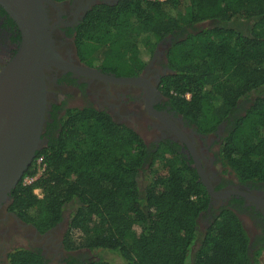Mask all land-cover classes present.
<instances>
[{"label": "trees", "instance_id": "1", "mask_svg": "<svg viewBox=\"0 0 264 264\" xmlns=\"http://www.w3.org/2000/svg\"><path fill=\"white\" fill-rule=\"evenodd\" d=\"M233 21L252 28L235 31ZM205 22L222 25L197 29ZM72 33L82 62L118 76L138 74L173 36L166 52L172 74L161 82L172 107L202 132L228 121L220 161L241 182H264V0H119L93 7ZM58 128L11 192L8 209L40 234L69 213L65 250L97 254L85 262L70 257V264H116L109 254L120 264H259L263 248L252 249L231 209L221 208L200 230L210 195L176 148L153 151L94 109L68 110ZM40 157L46 171L26 185ZM8 261L48 264L25 248Z\"/></svg>", "mask_w": 264, "mask_h": 264}, {"label": "flooded vegetation", "instance_id": "2", "mask_svg": "<svg viewBox=\"0 0 264 264\" xmlns=\"http://www.w3.org/2000/svg\"><path fill=\"white\" fill-rule=\"evenodd\" d=\"M90 1L92 0H84L82 3L81 0L59 2L63 5L64 22L69 24L77 18V23L58 26L57 44L68 60L72 57V50H75V58L83 66L87 64L78 58L75 46L76 35L72 31L80 25L93 7L114 6L119 2V0H97L85 10L86 4ZM2 10L0 7V67L16 56L21 45L19 29ZM53 20L59 23L56 12ZM160 44L149 64L138 74L118 76L112 72L104 73L119 78H140L142 86L105 83L81 77L72 71L49 72L48 77L51 82L49 90L52 98L48 122L42 135L45 142L42 149L47 146L49 138L59 131V121L68 110L94 109L100 113L105 112L116 124L135 131L153 151L163 144H170L184 155L189 163L194 164L202 183L205 178L215 193L226 192L228 195L224 198H215L209 194V207L201 220L203 217L206 219L207 228L209 219L213 218L221 208L231 209L242 221L251 239V247L255 244L258 249L263 248L262 255H264V182H241L233 173L226 171L220 161L219 152L222 139L229 128L228 121L222 122L214 131L202 132L172 107L161 84L164 77L172 74L166 59L168 49L162 50ZM9 203L0 213V264H9L8 256L18 246L40 252L48 264L49 259L55 258H58L61 264H70L72 262L70 257L84 261V257L81 259L76 251L65 250L64 239L67 232L65 218L55 228L40 234L34 226L22 222L18 216L10 212Z\"/></svg>", "mask_w": 264, "mask_h": 264}, {"label": "water", "instance_id": "3", "mask_svg": "<svg viewBox=\"0 0 264 264\" xmlns=\"http://www.w3.org/2000/svg\"><path fill=\"white\" fill-rule=\"evenodd\" d=\"M96 2H88L85 10ZM62 6L54 0H0V7L21 33L18 53L0 67V213L45 143L42 135L52 98L49 72L72 71L105 83L142 86L140 78L110 76L79 64L75 50H72L71 59H66L56 41L58 26L73 25L77 18L66 24L62 19ZM54 12L58 14L59 23L53 20ZM172 42L173 36H170L160 47L166 50ZM203 184L212 197L228 195L226 192L215 193L205 178Z\"/></svg>", "mask_w": 264, "mask_h": 264}, {"label": "rangeland", "instance_id": "4", "mask_svg": "<svg viewBox=\"0 0 264 264\" xmlns=\"http://www.w3.org/2000/svg\"><path fill=\"white\" fill-rule=\"evenodd\" d=\"M189 5H190V2L189 1H186L184 3V6L182 8V12H181V15H182V18H186L187 16V13L189 11ZM216 25H222L221 23H215V22H205V23H202L197 27V29H204V28H212V27H215ZM229 28L235 30V31H238V32H242V33H249L251 28H252V22H246V21H233L231 24H229ZM189 31H192V29H190ZM36 193L39 194V191L36 190ZM68 218H69V213L66 214L65 216V228L67 227V224H68ZM206 219H203L200 221V230H205L206 228ZM61 235V234H60ZM255 245V244H254ZM253 245V246H254ZM20 248V246H18ZM17 247V248H18ZM15 248V249H17ZM254 250L258 249V247L254 246V248H252ZM14 250V249H13ZM77 254L80 255L81 259H83L84 257V261L82 262H85V261H92L94 259H96V255L95 253L89 251V250H86V249H82V250H78L76 251ZM106 258L108 260H113L116 264H120L121 263V260L116 257L115 255H107ZM49 264H61V262L58 260V258H55V259H49ZM259 264H264V255H261V257L259 258Z\"/></svg>", "mask_w": 264, "mask_h": 264}, {"label": "built area", "instance_id": "5", "mask_svg": "<svg viewBox=\"0 0 264 264\" xmlns=\"http://www.w3.org/2000/svg\"><path fill=\"white\" fill-rule=\"evenodd\" d=\"M187 98L188 99L190 98V95L189 94L187 95ZM36 167H37V173H36V175L33 176V177H27V178H25L24 183L26 185L33 184L37 179H39L45 173V171H46V164H45L44 157H40V158L37 159V161H36ZM37 191H39V194L36 193V190H35V194L38 197L42 198L43 197V192L41 190H37Z\"/></svg>", "mask_w": 264, "mask_h": 264}]
</instances>
